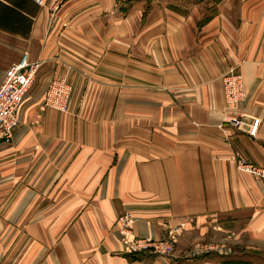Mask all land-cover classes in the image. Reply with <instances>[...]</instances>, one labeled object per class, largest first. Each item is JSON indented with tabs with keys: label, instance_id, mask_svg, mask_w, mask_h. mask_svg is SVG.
Returning a JSON list of instances; mask_svg holds the SVG:
<instances>
[{
	"label": "crops",
	"instance_id": "0c3cea01",
	"mask_svg": "<svg viewBox=\"0 0 264 264\" xmlns=\"http://www.w3.org/2000/svg\"><path fill=\"white\" fill-rule=\"evenodd\" d=\"M42 2L20 10L27 35L0 27V83L24 54L37 63L0 140V264H264V182L235 166L264 164V0ZM229 66L245 86L236 109ZM62 76L64 112L43 105ZM124 212L139 237L181 222L174 254L123 253ZM224 232L231 251L186 246Z\"/></svg>",
	"mask_w": 264,
	"mask_h": 264
},
{
	"label": "built area",
	"instance_id": "2783aa9c",
	"mask_svg": "<svg viewBox=\"0 0 264 264\" xmlns=\"http://www.w3.org/2000/svg\"><path fill=\"white\" fill-rule=\"evenodd\" d=\"M37 4L42 5V0H34ZM37 63H31L26 60L25 54L17 63L11 64L4 72L2 82L0 83V140L10 139L13 129L17 126L19 120L17 110L22 104L30 86L33 83ZM221 84L223 97L226 103L233 109L245 99V86L242 75L236 66H229L221 75ZM71 93V85L65 76L55 77L51 80L43 98V105L59 111H65L68 107V101ZM237 168L240 171L256 175H264V166L256 167L247 162L242 157L236 159ZM262 175V176H263ZM122 226V233H129L130 224L133 222L130 214L125 212L118 218ZM173 236V235H172ZM144 240H141L137 253L144 252ZM143 247V248H141ZM131 251L130 248H126ZM207 250V249H205ZM209 250V249H208ZM150 254H163L161 251H153Z\"/></svg>",
	"mask_w": 264,
	"mask_h": 264
},
{
	"label": "rangeland",
	"instance_id": "374dc122",
	"mask_svg": "<svg viewBox=\"0 0 264 264\" xmlns=\"http://www.w3.org/2000/svg\"><path fill=\"white\" fill-rule=\"evenodd\" d=\"M129 1L130 0H117L116 4H117V6H121V4L123 2L125 5H127ZM54 110H56V109H54ZM57 111H59V110H57ZM61 112H64V111H61ZM243 159L246 160L245 158H243ZM247 162H249V161H247ZM252 164L256 167L264 166V164H255V163H252ZM235 166L237 168V164ZM237 170H239V169L237 168ZM241 172H243V171H241ZM243 173L249 174V175L255 177L256 179H259V180L264 182V175L262 173H261V175H256V174H252V173H248V172H243ZM119 216L117 217L115 226H116L117 231L119 233L120 241L123 245V253H125L127 255H131V256L136 255L135 253L138 252L137 248H138L141 240H144L145 243H143V244H145V245H143V246L146 247L145 249H141V250H143L144 252H149V253H143V254H150V252H153V251L154 252L155 251H160V252L162 251L163 254H159L158 256H160V255L164 256V257L172 256L175 252V248L179 242L180 236L182 235V233L185 230V227L183 226V224L181 222L176 224V225H172L167 220H164L162 222V227L164 229L165 234L162 238L153 239V238H147V237H139V236L135 235L132 231V228H131L132 223H133L132 222L130 224L129 233L127 232V234L126 233L123 234L122 229H121L122 226L120 225V222L118 221ZM130 216H131V214H130ZM212 231L216 232V231H218V229L213 228ZM235 245H236V241H235V238L231 232H224L221 235V237L220 236H214L212 234H210V235L204 234V236L200 235V236H197V238H194L193 240L191 239L186 244V246H189V248H191L192 251H196L197 253H201V254H202V252H205L204 251L205 249L208 250L209 248H218V247H226L227 249H229V251H231L232 249H234ZM128 247L131 250L130 252L127 251V249H126ZM141 248H143V247H141ZM152 255H155V254H152ZM203 256L201 258H203Z\"/></svg>",
	"mask_w": 264,
	"mask_h": 264
},
{
	"label": "trees",
	"instance_id": "16d2710c",
	"mask_svg": "<svg viewBox=\"0 0 264 264\" xmlns=\"http://www.w3.org/2000/svg\"><path fill=\"white\" fill-rule=\"evenodd\" d=\"M27 1L28 0H11L10 4L0 2V27L12 33L27 35L30 27V19L20 11L24 9L23 4ZM134 257L137 256L134 255ZM223 263L249 264L246 260L237 259H224Z\"/></svg>",
	"mask_w": 264,
	"mask_h": 264
}]
</instances>
